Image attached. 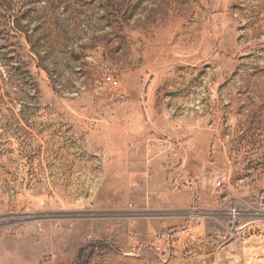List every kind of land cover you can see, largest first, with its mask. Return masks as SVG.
<instances>
[{
    "label": "rangeland",
    "instance_id": "374dc122",
    "mask_svg": "<svg viewBox=\"0 0 264 264\" xmlns=\"http://www.w3.org/2000/svg\"><path fill=\"white\" fill-rule=\"evenodd\" d=\"M0 264H264V0H0Z\"/></svg>",
    "mask_w": 264,
    "mask_h": 264
},
{
    "label": "built area",
    "instance_id": "2783aa9c",
    "mask_svg": "<svg viewBox=\"0 0 264 264\" xmlns=\"http://www.w3.org/2000/svg\"><path fill=\"white\" fill-rule=\"evenodd\" d=\"M105 81L107 84L111 85V86H116L117 85V80L115 78H113L112 76L110 75H107L105 77ZM214 187L218 190H220L222 187H223V184H222V180L221 179H216L215 182H214Z\"/></svg>",
    "mask_w": 264,
    "mask_h": 264
}]
</instances>
